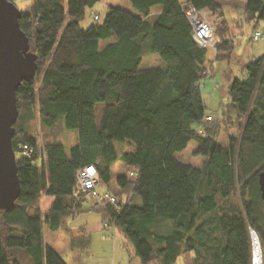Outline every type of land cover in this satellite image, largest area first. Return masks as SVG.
Instances as JSON below:
<instances>
[{
  "label": "trees",
  "instance_id": "16d2710c",
  "mask_svg": "<svg viewBox=\"0 0 264 264\" xmlns=\"http://www.w3.org/2000/svg\"><path fill=\"white\" fill-rule=\"evenodd\" d=\"M101 1L33 0L22 11L20 25L39 68L17 90L13 147L21 192L13 207L0 210L6 227V233L0 228V264H20L14 248L23 249L33 264H67L44 243L43 225L56 231L90 210L115 220L141 264H175L187 252L193 253L191 264H252L251 228L264 255L259 184L264 171V56L249 61L245 80L230 82L220 120L226 119L228 127L238 124L239 135L222 145L218 133L206 126L213 114L206 113L201 89L214 63L209 69L207 48L195 41L185 10L192 4L220 20L217 61L230 57L236 47L223 6L216 0H129L138 14L109 6L103 21L95 13L98 19L82 27L87 9ZM155 6L161 11L151 20ZM245 18L257 31L264 21V0H247ZM146 54L159 55L163 63L142 68ZM37 100L43 126L51 128L63 118L68 129L78 131L70 152L58 141L41 148L37 137L21 127V120L34 119ZM98 104H103L99 123ZM192 140L199 145L196 153L206 158L201 168L177 158ZM116 141H131L136 149L119 156ZM119 158L125 172L117 178V204L99 206L88 194H74L79 168L95 165L99 186L108 185ZM131 171L137 176L131 177ZM234 192L239 198H230ZM43 193L55 197L44 217ZM73 244L88 247L90 237Z\"/></svg>",
  "mask_w": 264,
  "mask_h": 264
},
{
  "label": "rangeland",
  "instance_id": "374dc122",
  "mask_svg": "<svg viewBox=\"0 0 264 264\" xmlns=\"http://www.w3.org/2000/svg\"><path fill=\"white\" fill-rule=\"evenodd\" d=\"M182 2L186 0H181ZM223 6V10L225 11V15L227 20L230 22L231 33L233 36L236 47L234 52L230 55V57H223L221 59L217 58L216 51L213 47L207 48V65L210 69L212 65V61L214 63V68L209 70V75L207 79L203 81L202 84V93L203 99L206 104V113L213 114V120H209L206 123L210 129L215 130L218 135L217 139L222 145H227L230 139V136L239 135L238 124L232 125L230 124L228 127V123L226 119L221 118V112L229 102V85L230 82L234 79L245 80L248 77V72L246 70V65L249 61H254L262 56H264V21H259L258 29L263 32V36L254 41L252 39L255 26L249 25L247 23L245 14L246 8L245 3L247 0H216ZM33 0H17L15 4L21 11H27L31 6ZM109 6H118L122 8H127L136 13V10L132 7L129 0H102L95 7L87 9L85 18L81 21V25L84 28H88L92 23L95 22L94 14L97 13L100 16L99 21H103L108 12ZM160 9V8H158ZM153 11V15L151 20H154L157 10ZM209 18L212 22L213 26L216 28L217 32L219 29V22L217 20V16L212 15L209 11ZM163 61L159 55L156 54H146L143 57V61L141 64L142 68H147L151 66H156L162 64ZM40 86V78L37 77L36 81V96L38 92V88ZM103 108V104H98L96 107V116L98 123L100 122V114L101 109ZM35 117L34 119L27 122H20L21 127H23L28 134H32L37 137L39 146L43 148V146L47 142H62L67 152H70L72 146L78 143V131L76 129H68L65 126L64 119L61 118L56 125L53 127H45L42 125L40 121L39 114V104L38 100L35 103ZM220 120V121H219ZM230 123V118L228 119ZM237 123V122H235ZM115 146L117 149V153L119 156L122 155L123 152L134 151L136 146L131 141L125 142H115ZM198 143L195 140H192L187 148L177 154V158L184 163L191 164L194 167L201 168L206 160L205 156L199 155L196 153L198 149ZM125 172V164L119 158L114 162L112 166V179L108 185L99 186L100 191H104L106 188H111L115 192L119 191V185L117 182V178L121 173ZM41 198H45L42 200V212L43 217L45 212L51 207L55 197L51 195H46L43 193ZM91 198V197H90ZM230 198H239L237 192H234ZM91 201V200H90ZM140 201V199L138 200ZM90 203V202H89ZM93 204L94 202L91 201ZM95 204V203H94ZM35 210L33 208L29 209V214H34ZM102 214L97 211H90L86 213H81L74 219H71L68 226L69 228L61 229L53 231L51 230L47 224L43 225V240L44 243L51 246L55 249L59 255L63 258V260L67 264H111L112 255H113V243L116 240L112 238V232H98L95 233L94 229L91 230L90 238L92 237V245L89 249H83L81 245L78 244V248H74L71 246V238L72 234H77L79 228L84 225L95 226L96 224L101 222ZM0 228L6 233V227L2 222V217L0 215ZM97 232V230H95ZM103 235H106L107 238H103ZM117 252L119 256L125 257V260L129 261V256L133 255L132 262L133 264H141L140 258L136 255L131 244H128V247H124V238L121 234L117 233ZM77 247V246H76ZM13 254L16 258H18L17 250L22 251L21 248H14ZM23 256V255H21ZM20 259V258H18ZM21 260V259H20ZM28 259L25 258L24 262H27ZM184 257L181 256L176 264H184ZM152 264H158L156 262H152Z\"/></svg>",
  "mask_w": 264,
  "mask_h": 264
},
{
  "label": "water",
  "instance_id": "95a60500",
  "mask_svg": "<svg viewBox=\"0 0 264 264\" xmlns=\"http://www.w3.org/2000/svg\"><path fill=\"white\" fill-rule=\"evenodd\" d=\"M22 11L10 0H0V210L13 207L20 196L14 124L19 117L17 90L24 80L33 79L39 68L38 55L20 25ZM264 199V171L259 174ZM253 249L260 239L251 228Z\"/></svg>",
  "mask_w": 264,
  "mask_h": 264
},
{
  "label": "built area",
  "instance_id": "2783aa9c",
  "mask_svg": "<svg viewBox=\"0 0 264 264\" xmlns=\"http://www.w3.org/2000/svg\"><path fill=\"white\" fill-rule=\"evenodd\" d=\"M185 15L193 27L195 41L202 47H213L216 49L215 27L210 21L209 10H197L192 4H188ZM94 18L98 19V15L96 14ZM262 36L263 32L257 30L253 33L252 39L257 41ZM130 176L134 178L137 176V173L131 171ZM76 183L75 195L78 196L81 193L88 194L91 197L90 199L99 206L105 203L117 204V197L113 189L106 188L104 191H100L99 173L95 165L90 164L79 168L76 172ZM121 209V207H118L117 211H121ZM105 226L113 227L116 230L115 220L111 217L105 220Z\"/></svg>",
  "mask_w": 264,
  "mask_h": 264
},
{
  "label": "crops",
  "instance_id": "0c3cea01",
  "mask_svg": "<svg viewBox=\"0 0 264 264\" xmlns=\"http://www.w3.org/2000/svg\"><path fill=\"white\" fill-rule=\"evenodd\" d=\"M181 1V0H180ZM182 2V1H181ZM131 3V2H130ZM132 5V4H131ZM133 7V6H132ZM155 8L156 9H158V8H160V9H158L157 10V13H156V15H155V18H156V16L160 13V11H161V7L160 6H155V7H153L152 9H151V15H150V18L152 17V15H153V11L155 10ZM245 8H246V3H245ZM127 9V8H126ZM131 11V10H130ZM133 12V11H132ZM133 13H135V12H133ZM139 12L136 10V13L135 14H138ZM154 18V19H155ZM250 25V24H249ZM101 115H102V109H101V114H100V118H101ZM43 199H45V198H42L41 199V209H42V200ZM91 200V199H90ZM92 201V200H91ZM90 211H97V212H100L101 214H102V217H101V222L100 223H98V224H96L95 226H88V225H84V226H81L80 228H79V231L77 232V234H72V238H71V246L72 247H74V248H78L79 246L78 245H74L73 244V240L74 239H80V238H83L84 236H89L90 237V235L88 234V233H90L91 232V230H93L94 229V232L95 233H98V232H101V233H103V232H107V233H110V232H112L111 234H112V238H113V240H115L114 241V245H113V255H112V262H111V264H133V262H132V259H133V255L132 256H129V261L128 260H125V257L123 256H119V254H118V252H117V248H116V246H117V238H118V236H117V233H119V234H121L122 236H123V238H124V247H128V242H127V240L125 239V237H124V235L120 232V231H118L117 230V228H116V230H114V228L113 227H106L105 226V219H104V214H103V212L102 211H100V210H90ZM90 211H85V212H82V213H86V212H90ZM35 214V213H34ZM34 214H31V216H34ZM81 213H79V214H77V215H75V216H73V217H71V218H69V219H67V221H66V224L63 226V227H61L60 229H58V230H61V229H65V228H69V226H68V224H69V222H70V220L71 219H74L75 217H77L78 215H80ZM95 230H97V232L95 231ZM103 238H107V236L106 235H103ZM91 245H92V237L90 238V244H89V246L88 247H83L82 246V248L83 249H89L90 247H91ZM77 246V247H76ZM129 248V247H128ZM134 249V248H133ZM12 253H13V250H12ZM15 253H17V256H18V258H20V259H18V258H16L15 256H14V259L15 260H17L20 264H33L32 263V261H31V259L28 257V255L25 253V251L22 249V251H19V250H17ZM21 255H23V256H21ZM181 256H183L184 257V261H185V263L184 264H191V261H192V258H193V253H191V252H187V253H183ZM180 256V257H181ZM179 257V258H180ZM25 258H27L28 259V261L27 262H24L25 261ZM178 258V259H179ZM177 259V260H178ZM141 262V261H140ZM177 262V261H176ZM176 264V263H175Z\"/></svg>",
  "mask_w": 264,
  "mask_h": 264
},
{
  "label": "bare ground",
  "instance_id": "6f19581e",
  "mask_svg": "<svg viewBox=\"0 0 264 264\" xmlns=\"http://www.w3.org/2000/svg\"><path fill=\"white\" fill-rule=\"evenodd\" d=\"M252 264H264V255L261 245L259 246L257 240L255 248L253 249Z\"/></svg>",
  "mask_w": 264,
  "mask_h": 264
}]
</instances>
